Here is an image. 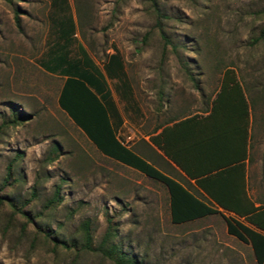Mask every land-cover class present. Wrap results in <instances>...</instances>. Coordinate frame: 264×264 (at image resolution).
I'll return each mask as SVG.
<instances>
[{"label": "rangeland", "instance_id": "rangeland-1", "mask_svg": "<svg viewBox=\"0 0 264 264\" xmlns=\"http://www.w3.org/2000/svg\"><path fill=\"white\" fill-rule=\"evenodd\" d=\"M154 5L162 14L159 28ZM71 21L77 39L69 32L58 39L57 28ZM262 24L264 0H0V180L20 151L7 194L27 199L35 182V196L25 206L39 213L35 223L78 246L79 223L87 219L93 247L52 249L39 235L32 241L34 227L27 223L22 229L19 213L5 227L10 209L3 204L0 264H115L95 248L107 226L111 241L141 264H257L249 244L226 232L220 212L172 222L166 186L95 147L57 104L62 76L45 70L39 58L52 41H65L74 56L80 40L98 65L108 50H117L130 96L121 100L113 89L112 95L124 132L132 133L126 143L141 155L143 134L155 120L202 107L229 70L250 104L253 161L256 145L264 151ZM159 30L170 42L164 49ZM13 107L27 116L12 122ZM54 142L58 151L49 160ZM56 186L60 202L43 209Z\"/></svg>", "mask_w": 264, "mask_h": 264}, {"label": "trees", "instance_id": "trees-1", "mask_svg": "<svg viewBox=\"0 0 264 264\" xmlns=\"http://www.w3.org/2000/svg\"><path fill=\"white\" fill-rule=\"evenodd\" d=\"M154 10L156 11L155 24L159 28L162 14H160L155 5ZM14 19L16 21L15 15ZM72 30L73 21L67 25V28L58 27L57 36L61 37L62 34H66L67 32L71 35ZM159 33L164 49L165 45L170 42L161 30H159ZM258 35H264V24L260 26ZM76 49L79 56L70 57L67 43L65 44V41L61 43L55 42V45L48 47L43 53L45 56L39 59L40 65L45 70L65 75L56 96L58 106L66 112L74 124L82 130L85 136L101 153L161 181L166 186L169 218L172 222H182L219 212L217 206L232 211L237 216H241L243 220L253 227L236 216H226L222 213L225 219V230L238 239L249 243L256 263L264 264V207L253 205L251 199L247 196L242 164L236 163L223 167H213L216 169H213L214 171L212 172L210 171L212 169L206 168L203 170L208 169L209 171L200 173L203 172L200 170L197 172L198 175H194L196 172L189 171L186 168L183 169L188 175L195 176V183L211 198L212 202L210 199L196 194L184 186L182 182L170 177L145 161L130 146L118 138L109 120V114H113L116 116L117 121L120 122V118L117 116V111L111 100L110 92L105 86L103 74L108 77H116L123 83L121 91L123 98H127L130 91V86L125 79V71L120 54L114 49V52L103 56L102 74L99 67L92 61L81 44L77 43ZM211 101V111L217 108L216 103L226 101L240 102L244 107L243 131H245V114L247 113L245 107L249 101L244 95L243 87L231 71L223 70L218 89L215 91ZM13 108L12 122L27 116L21 110ZM191 116L184 117L180 121L188 119ZM151 140L165 154L169 155L168 150L162 144L160 145L154 135L151 136ZM57 151L58 145L54 142L50 147L52 155H48L47 158L49 160L52 159ZM20 154V151H16L7 162L2 179L0 180V207L6 204L10 209L5 227L10 223V219L14 213L17 212L24 219L21 224L22 229L27 223H32L34 227L31 237L32 241L39 235L52 249H56L57 247H72L75 251H78L81 248H93L90 246L91 236L87 219H83L79 223L81 241L78 246L72 240L68 241L65 238L58 237L56 232L49 226L35 223V218L39 213H30L25 208L29 200L35 196V182L30 187L27 199L17 200L7 194L5 188L12 180H15L12 176V164ZM60 200L61 196L58 194L56 186L51 195L45 198L42 208L48 209L54 207ZM112 235V229L107 226L95 248L115 264H141L135 256L126 254L117 243L111 241Z\"/></svg>", "mask_w": 264, "mask_h": 264}, {"label": "crops", "instance_id": "crops-1", "mask_svg": "<svg viewBox=\"0 0 264 264\" xmlns=\"http://www.w3.org/2000/svg\"><path fill=\"white\" fill-rule=\"evenodd\" d=\"M74 24L75 23L73 22V30L70 35L73 39L76 38ZM56 37L59 39L57 34ZM55 42L57 41H52L50 43V46L55 45ZM77 43L83 46L80 40H77L76 44ZM112 52H114V49L108 50L105 54H109ZM68 54L70 57L79 56V53L74 56L70 55L69 46ZM42 55L40 56V58L42 57ZM102 62L103 58L99 65L95 62L94 63L97 65V67H99L100 71L103 74ZM51 73L62 76V80L65 76L57 72ZM103 78L105 86L110 92V97L117 111V116L120 118V122L117 121L116 116H114L113 114H109V120L114 127L115 134L118 136V138L123 143L130 146L126 142L132 139V133H130L129 131H127L126 133L124 132V129L122 128V125L124 124V118L120 108L116 103V100L112 95L113 89L119 99H125L121 96L123 83L116 77H108L105 76V74H103ZM110 80L113 81L112 88L109 84ZM126 81L129 85L127 79ZM213 96L214 95H212L209 101H207V103L205 102L202 107L195 109L191 113L173 115L167 120H162L160 118L155 120L154 123H152L151 127L143 134L145 141L143 155L138 153L131 146L130 147L145 161L149 162L156 168L158 167L153 163L152 159L160 160V162L165 164L172 173L176 174V176L166 173L158 168L160 171L182 182L184 186H186L196 194L206 197L210 200L211 198H209V196L195 183V176L188 175L183 169L186 168L189 171L196 172V174L194 175H198L197 172L200 170L203 171L200 173L209 171L208 169L203 170L206 168L212 169L210 170L212 172L214 171L213 169H216L213 167H223L226 165L241 163L243 167L245 190L247 196L251 199L253 205L257 207H264V151L260 152L258 145H256L254 160L251 161L250 136L253 126V118L250 110V104L247 102V105L245 107L247 113L245 114V131H243V105L240 102L236 103L235 101H226L222 103H216L217 108L211 111V100ZM133 108L135 112L138 107L137 105H135ZM189 115L192 116L188 119L180 121V119H183L184 117H187ZM255 126L256 128H258L256 124ZM153 135L156 137L160 145L162 144V146L168 150L169 155L165 154L160 147L152 142L151 136ZM258 141L259 140L256 139V143ZM249 171H252V173L249 174ZM249 177L254 178L255 186L254 190H252L255 193H253V196L250 195L248 190ZM217 208L220 213H223L226 216H236L243 222L247 223L241 216H237L232 211L225 210L219 206H217ZM247 224L252 226L249 223Z\"/></svg>", "mask_w": 264, "mask_h": 264}]
</instances>
